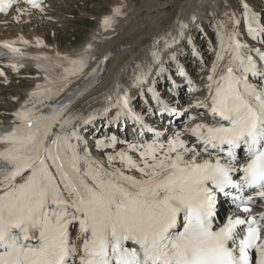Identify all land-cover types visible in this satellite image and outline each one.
Here are the masks:
<instances>
[{
    "label": "snow or ice",
    "instance_id": "1",
    "mask_svg": "<svg viewBox=\"0 0 264 264\" xmlns=\"http://www.w3.org/2000/svg\"><path fill=\"white\" fill-rule=\"evenodd\" d=\"M14 2L0 0V12ZM28 2L39 7L37 0ZM244 8L249 34L253 38L264 34V27H253L255 13L247 11V4ZM110 22L111 18H105V26ZM237 35L233 31L229 37L232 63L239 61L244 73L264 76L251 55H242L247 45L240 43ZM3 47L19 53L12 44ZM253 51L264 60V53ZM58 59L67 66L52 65L62 67L64 73L50 80L55 87L37 85L38 91L31 94L41 96L40 103L58 95L71 82L69 77L86 66L83 57ZM215 83L212 122L196 124L190 130L203 145V152L215 151V163H197L200 153L195 146L187 147L179 133L167 145L158 142L160 133H156L157 139L151 143L128 144L129 150L139 152L142 163L123 150L107 157L110 166L119 157L130 171L141 174L140 179L119 168L109 171L101 161L92 159L86 148L81 154L79 145L71 142L82 139L73 124L78 117L69 115L61 120L67 105L60 104L48 115L37 114L35 107L17 112L18 125L10 130L0 128V144L4 145L0 149V264H76V241L70 239L69 227L77 222V239H83L79 264H249V248L259 253L257 264H264V244H256L264 224L255 217H229L223 227L213 230L216 191L257 188V195L264 198V90L250 85L246 75L235 76L232 67ZM127 104L125 98V108ZM164 110L171 111L167 106ZM217 117L227 123H218ZM133 119L142 121L138 115ZM57 123L60 131L53 132ZM68 126L70 132L65 131ZM111 141L109 145L97 141V147H113L117 140L112 137ZM238 150L244 153L243 164ZM187 153L193 154L192 159L185 160ZM221 155L227 158L226 163L221 162ZM238 171L243 173L242 181L234 182L231 174ZM18 179L22 182L17 183ZM252 199L233 197L244 212L250 211ZM240 225L247 226V235L239 240L237 255L229 242L236 244ZM30 240L38 243H25ZM129 241L139 250L126 247Z\"/></svg>",
    "mask_w": 264,
    "mask_h": 264
},
{
    "label": "bare ground",
    "instance_id": "2",
    "mask_svg": "<svg viewBox=\"0 0 264 264\" xmlns=\"http://www.w3.org/2000/svg\"><path fill=\"white\" fill-rule=\"evenodd\" d=\"M58 1L60 0H48L36 9L17 7L7 15L0 16V44L9 43L19 49V53H13L9 60L2 61L0 65V73L4 75L2 77L0 74V124L17 125L20 123L15 116L17 112L35 107L38 110L37 114H44L50 106L66 99L68 100L67 109L61 120L69 115H75L78 118L73 121V124L76 125L78 132L82 133L79 135L82 138L80 141L73 139L71 142L78 144L81 152H84L86 148L90 157L101 161L109 171L119 168L125 175L140 179L141 174L135 169L130 171L120 162L119 157L111 166L108 163V155L115 156L122 150L137 163H142L140 155L128 149L129 143L117 148V152L105 155L91 143L87 133L86 136L83 133L88 127L84 121L91 116L97 123L105 115L114 117L118 110L125 115L129 109L131 97L150 88L151 79L163 78L172 67L171 62H177L183 48V41L188 39L195 47L198 31L208 28V24L203 26L205 23H209L213 37L217 41L213 39L212 46L208 43L202 46L201 54L208 57V61H206L203 76L194 75V80L203 88L193 94L185 105L190 106L191 110L196 109L198 104H204L209 108L211 95L215 94L217 87L215 81H219L221 76L226 75L229 67L233 68L235 76L246 75L248 83L256 87L258 91L261 90V78L251 76L250 72L244 73L239 61L232 63L229 37L233 31L238 34L239 42L247 45V48L241 50L245 58L251 55L249 49L254 46L264 49L262 45L264 35L257 34L253 38L248 31L245 4L248 5L247 11L250 14L255 13L253 27H264L260 12L253 9L252 3L248 0H225L224 3L214 0H112L109 11L98 18V23L86 39L75 48L65 47L62 50L59 49L56 39L50 42L45 32L38 31V27L44 29L52 25L53 30L56 31L53 17L57 16L56 8L61 3ZM117 9H119L118 13ZM47 10L52 11L47 12ZM105 18H111L107 26L104 24ZM27 26L28 29L24 30ZM209 40L210 37H204V41ZM209 51H212L211 54H207ZM218 55H221L223 59H217ZM45 57H50L51 60H46ZM63 57L72 60L83 57L86 66L78 75L69 77L71 82L49 100V104L40 103L31 95L32 90L36 89L37 85L55 87L50 80L64 73L62 67L52 68V65L64 63L67 66L66 61L58 59ZM194 64L198 65L196 61L190 63L193 66ZM214 65L215 72H213ZM46 68L49 71H45ZM94 70L96 76L92 80H87ZM25 73L31 74L25 87L16 84L10 87L13 84L9 83L26 75ZM46 76L49 79L46 80ZM209 76L213 77L211 81ZM201 77L202 80H200ZM84 81L87 85L86 90L85 87L80 88ZM125 97L128 100V109L120 102ZM16 98L19 103L13 107V100ZM6 106H12L11 110H8ZM202 108L204 107H199V109ZM209 119L211 120L212 117H208V121ZM71 130V126L65 129L66 132ZM58 131H60L59 123L53 128V132ZM177 133L180 134V139L186 142L187 147L195 146L192 144L193 139L181 129L170 131L165 138L166 145L167 141L175 138ZM52 138L54 137H50L49 140ZM195 148L200 153L196 156V161L214 159L209 154H203L198 146ZM180 151L183 152V149ZM172 155L174 156L175 153ZM192 157V153L185 154V160H190ZM53 173L55 174L54 169ZM20 182L22 181L18 179L17 183ZM256 212H262L264 216V205ZM78 236L79 231L73 232L74 240L82 241V238L77 239ZM260 244H264V239ZM256 253L258 254L257 251Z\"/></svg>",
    "mask_w": 264,
    "mask_h": 264
},
{
    "label": "rangeland",
    "instance_id": "3",
    "mask_svg": "<svg viewBox=\"0 0 264 264\" xmlns=\"http://www.w3.org/2000/svg\"><path fill=\"white\" fill-rule=\"evenodd\" d=\"M111 1L112 0H60L58 2H61L62 4L60 3L58 5V8H56L57 16L53 17L54 26L55 28H57L56 31L53 30V25L44 27V29L46 28L45 30L42 29L41 27H38V31L42 33L45 32L47 35V39L50 42H53L56 39V41L59 44V49L61 50L64 49L65 47L75 48L86 39L87 35H89L90 31L98 23V18H100L102 15H105L109 11V5L111 4L110 3ZM214 1H221L224 3L225 0H214ZM249 1H251V3L254 4L253 9L258 10L259 12L261 10L263 13L264 0L262 1L249 0ZM209 3H216V2H209ZM207 8L209 9V5L207 6ZM50 11L52 10H47V12ZM206 24H208V28L210 29L209 23H205L203 24V26H205ZM27 29L28 26L24 28V30ZM209 29H207V31L209 33L208 35H210L211 37L213 34L212 31H210L211 29L210 30ZM214 40L217 41V39L215 38ZM216 41L213 42L215 43ZM184 50L185 51L181 53L180 58L187 56L186 50L188 49H184ZM207 54L209 53L207 52ZM193 62L194 60L191 61V64ZM25 74L26 75H23L18 79H16L17 81L15 80L14 82L9 83V84H13L12 86L10 85V87L15 86V84L25 87L27 85L26 82H28L27 80H29L28 78H30L31 76V74L29 73H25ZM202 79L203 78H200V80ZM14 100H13L14 102L13 107L19 103V100L17 98ZM8 107L7 109L11 110L12 106H8ZM112 152H117V150L109 151L107 153H112Z\"/></svg>",
    "mask_w": 264,
    "mask_h": 264
}]
</instances>
